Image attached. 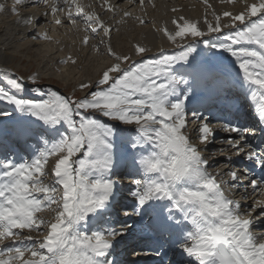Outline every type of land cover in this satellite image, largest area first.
I'll use <instances>...</instances> for the list:
<instances>
[{
  "label": "snow or ice",
  "instance_id": "snow-or-ice-1",
  "mask_svg": "<svg viewBox=\"0 0 264 264\" xmlns=\"http://www.w3.org/2000/svg\"><path fill=\"white\" fill-rule=\"evenodd\" d=\"M123 2L99 0V13L84 0L0 3L31 39L58 42L49 27L82 30V47L114 60L77 86L82 97L34 74L0 73V117L10 121L0 120V150L7 137L37 144L28 158H0V264H164L169 252L177 264H264V0H219L220 9L202 0V21L178 16L171 30L152 22L174 49L155 56L139 43L131 56L113 50L119 29L104 15L148 23ZM127 2L144 9L145 0ZM28 7L40 11L21 16ZM233 88L251 101V127L197 106L200 89L220 97ZM124 158L138 178L118 171ZM238 159L262 174L236 168ZM124 180L130 204L121 203ZM124 250L137 259H121Z\"/></svg>",
  "mask_w": 264,
  "mask_h": 264
},
{
  "label": "rangeland",
  "instance_id": "rangeland-1",
  "mask_svg": "<svg viewBox=\"0 0 264 264\" xmlns=\"http://www.w3.org/2000/svg\"><path fill=\"white\" fill-rule=\"evenodd\" d=\"M166 1H169V5H166L168 6L167 9L160 10L158 8L154 15H152L153 5L145 6L150 11L151 17L154 20H151V22H155L157 25L160 24L162 27V25L166 26V20L171 21V19L178 16H184L193 21L203 19L205 6L202 7L196 5L194 2L183 0ZM209 1L217 9L228 7L227 5L220 4L219 0ZM126 6V10L131 11L134 16H144L149 13L148 10L141 11L136 6L131 7L132 5L130 6L129 4ZM173 8L178 11H172ZM1 14L0 57L8 55L17 58L18 60L15 61V65H12L14 71L10 69L12 73L19 72L20 76L25 77L29 74L37 75V82L46 88L50 86L53 89L59 90L62 94H75L78 97H82L85 93L79 91L77 86L81 82H88L89 79H92L90 81H95L107 66L114 63V60L110 59L107 55L98 54L89 47H82L81 39L85 33L79 34L77 31L65 28H53V34L49 33V35H52L54 41L58 42L33 40L31 39L33 29L13 23L8 11ZM145 18L150 19L149 15H146ZM119 19L120 16H117L116 20ZM208 19H212L210 13ZM173 27V25H170L168 28L171 30ZM201 27H204V25ZM118 29L119 31H115L114 36L111 37L113 50L118 54L123 53L131 56L133 46L137 42L146 41L150 43L151 30L148 23L141 26L135 19H128L126 23L119 24ZM40 30L41 28L36 29V31ZM17 31H20V34L23 32V35H17ZM160 38L161 40H167L163 34L162 37L160 35ZM96 42L95 39L90 40V44H95ZM166 43L169 42L166 41ZM166 46V48H170L169 44ZM148 55L150 56V53ZM68 56L75 58L77 63L75 65L71 61L67 64L61 63ZM90 74L92 76H89ZM0 86H6V82L2 78H0ZM4 107L6 105L0 103V108ZM9 109L7 110L9 111ZM48 167H51V165Z\"/></svg>",
  "mask_w": 264,
  "mask_h": 264
},
{
  "label": "bare ground",
  "instance_id": "bare-ground-1",
  "mask_svg": "<svg viewBox=\"0 0 264 264\" xmlns=\"http://www.w3.org/2000/svg\"><path fill=\"white\" fill-rule=\"evenodd\" d=\"M126 3H127V0H124ZM119 2V0H117L116 1V3H118ZM128 4V3H127ZM131 6V5H130ZM129 7V6H128ZM165 9V7H162V9H160V10H164ZM198 21H202V18L200 19V20H198ZM18 25H20V24H18ZM157 27H161L160 26V24L159 25H157V24H155ZM167 27H169L170 25H171V23H170V20H166V24H165ZM203 24L201 23V26H202ZM153 30L155 31V29H154V27H153ZM151 32V36H150V43H148V42H146V41H142V42H137V43H139V44H141L142 46H146V47H148L149 49H151V51H150V53H156L160 48H163V47H165L164 45H165V41L164 40H158L157 38H156V36L158 35V34H160V32ZM31 33V32H30ZM29 34V33H28ZM17 35H23V32H22V34H20V31H17ZM117 47V46H116ZM168 47V46H167ZM117 53V52H116ZM120 53V52H119ZM16 60H18L17 58H15V57H11V56H8V55H6V56H3V57H0V69H8V70H10V69H12V65L14 66L15 64V61ZM13 70V69H12ZM14 71V70H13ZM16 72V71H15ZM16 73H18L19 74V72H16ZM89 76H92L91 74L89 75ZM93 78V77H92ZM90 80H92V79H89L88 81H90ZM94 80H95V78H94ZM193 126H192V124H190V128H192ZM24 148H28L26 145L24 146ZM257 231H264V229H262V228H259V227H257V229H256Z\"/></svg>",
  "mask_w": 264,
  "mask_h": 264
}]
</instances>
